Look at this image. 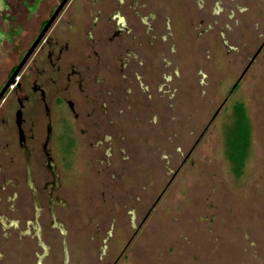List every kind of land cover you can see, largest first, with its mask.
Returning <instances> with one entry per match:
<instances>
[{
    "label": "rangeland",
    "instance_id": "obj_1",
    "mask_svg": "<svg viewBox=\"0 0 264 264\" xmlns=\"http://www.w3.org/2000/svg\"><path fill=\"white\" fill-rule=\"evenodd\" d=\"M57 1L0 0V84L13 32L24 45ZM146 2L115 62L92 65L84 88L101 92L86 90L84 114L50 98L57 181L36 146L29 180L21 157L0 176L19 194L0 200V264H264V0ZM86 3L60 19L77 23L84 47L82 24L100 9ZM237 104L250 132L239 175L226 143Z\"/></svg>",
    "mask_w": 264,
    "mask_h": 264
},
{
    "label": "flooded vegetation",
    "instance_id": "obj_2",
    "mask_svg": "<svg viewBox=\"0 0 264 264\" xmlns=\"http://www.w3.org/2000/svg\"><path fill=\"white\" fill-rule=\"evenodd\" d=\"M61 1L58 0L54 4L47 17L40 22L36 31L24 45L20 46L21 42L15 39L20 28L14 31V36L11 37L15 56L12 66L0 84V93L13 72L17 68L18 70L13 83L0 97V176L7 175L8 167L12 168L16 159L21 157L25 164V176L29 180L30 164L33 160L31 158L36 156L33 154L36 146L40 151L39 155L45 160L43 165L47 168L51 181L54 183L57 181L48 149L50 141L54 139L50 98L53 97L52 100L55 104L64 106L65 112L71 114L73 119H78L81 114H84L82 99L84 102L86 90L93 92L96 96H99L101 92L100 88L91 89L87 85L84 88L85 81L94 74L90 72L92 65L104 64L109 67L113 61L115 62V55L123 50L121 46L124 41L123 37L131 31L127 29L130 20H134L132 27L135 24H145V19H140L142 16L140 12L149 8L147 0H143L145 3H142L139 9L126 6V0H85L88 8L100 4V9L95 11V18L90 24H82L87 31L86 47H84L81 31L77 35V23L72 24L70 18L64 21L60 20L61 14L74 0L66 1L56 18L39 38L43 27ZM136 1L138 0H135V3ZM75 9L80 10L78 1L74 4ZM87 10L85 15L89 17L92 11ZM104 17L105 19H103ZM60 21L62 26H65L69 31L68 36L67 32L59 31L62 26L57 28ZM135 58L132 57V59ZM140 61H142L141 57ZM84 64L88 65L85 68L86 73L83 72ZM121 64L127 66L129 59ZM8 97L11 98L9 101H7ZM93 110L92 115L97 111ZM100 111L102 114L106 113L103 109ZM89 117L91 115L87 114V118ZM67 122L68 118H64L63 123ZM94 127L98 129L101 125L94 124ZM5 159L8 161L6 162ZM12 178L8 176L5 181L2 179L0 190H4L5 194L2 198L0 197V200L5 199L6 203H12L14 206L15 200L17 202L19 198L18 192L13 190L15 184L10 185V190H7L6 187ZM54 189L56 186L49 183L43 187V192H46L49 197ZM28 190L34 195L35 189L32 185L29 184ZM8 208L12 209L13 207L9 206ZM1 219L4 218L1 217Z\"/></svg>",
    "mask_w": 264,
    "mask_h": 264
},
{
    "label": "trees",
    "instance_id": "obj_3",
    "mask_svg": "<svg viewBox=\"0 0 264 264\" xmlns=\"http://www.w3.org/2000/svg\"><path fill=\"white\" fill-rule=\"evenodd\" d=\"M232 110L234 116V138L226 141L228 148L227 157L233 167V172L239 175L240 169L248 156L250 132L244 107L241 104H237Z\"/></svg>",
    "mask_w": 264,
    "mask_h": 264
},
{
    "label": "water",
    "instance_id": "obj_4",
    "mask_svg": "<svg viewBox=\"0 0 264 264\" xmlns=\"http://www.w3.org/2000/svg\"><path fill=\"white\" fill-rule=\"evenodd\" d=\"M66 1H67V0H62V1L60 2V4L58 5L57 9L55 10V12L52 14V16L50 17V19L47 21V23H46L45 26L43 27V29H42V31H41V33H40V35H39V38H40V37L43 35V33L47 30V28H48L49 25L52 23V21L56 18V16L58 15L59 11L61 10V8L65 5ZM39 38H38V39H39ZM36 42H37V41H36ZM255 56H256V54H254V55L252 56L251 61L254 59ZM248 66H249V64H248ZM248 66H247V67H248ZM17 70H18V68L13 72V74H12L11 77H10V79L8 80V82L6 83V85L4 86L3 90H2L1 93H0V97H1V95L4 93V91L8 88V86L11 85V84L13 83V79H14V77H15L16 74H17ZM241 76H242V75H241ZM241 76H240V78H241ZM159 198H160V196H159ZM159 198H157V199L155 200V202H154V204H153V207L155 206V204L157 203V201L159 200Z\"/></svg>",
    "mask_w": 264,
    "mask_h": 264
},
{
    "label": "crops",
    "instance_id": "obj_5",
    "mask_svg": "<svg viewBox=\"0 0 264 264\" xmlns=\"http://www.w3.org/2000/svg\"><path fill=\"white\" fill-rule=\"evenodd\" d=\"M17 242H19V239L16 240V244H17Z\"/></svg>",
    "mask_w": 264,
    "mask_h": 264
}]
</instances>
